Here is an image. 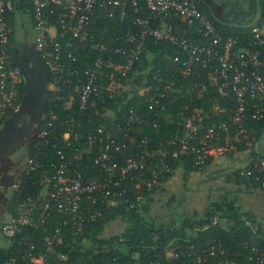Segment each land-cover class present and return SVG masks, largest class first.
I'll list each match as a JSON object with an SVG mask.
<instances>
[{
  "label": "built area",
  "instance_id": "built-area-1",
  "mask_svg": "<svg viewBox=\"0 0 264 264\" xmlns=\"http://www.w3.org/2000/svg\"><path fill=\"white\" fill-rule=\"evenodd\" d=\"M17 11H21L22 20L28 17L39 31L35 41L53 75L49 83L51 99L62 103L71 115L61 125L74 124L61 139L51 142L55 124L45 123L34 153L6 187L12 188L13 203L5 208V220L0 222V249L17 243L26 228L46 232V251L38 253L36 244L22 236L26 264H51L49 255L65 244L68 236L70 245L79 247L87 225L101 217L103 206H113L126 196L124 183L129 179L140 184L136 172L149 170L157 162L165 170L168 157L189 160L202 168L212 159L236 151L239 145L252 144L256 128L248 121L264 115V74L258 67L264 21L246 27L247 40L243 41L240 35L225 36L219 31L195 0H0V123L21 104V73L14 62L15 43L11 39L15 20L14 26L10 24V15L15 16ZM115 27L118 29L113 30ZM108 29L113 30L112 37L106 35ZM152 40L168 41L173 46L172 59L181 68V80H188L198 67H205L221 94L233 92L232 116L205 123L209 117L206 111L183 114L179 121L182 133L158 145H153L149 137L134 143L119 140L106 133L105 123L87 134L76 130L77 123L80 126L82 122L72 114L84 115L90 102L102 96L103 89L111 100L132 89L129 76L134 73L136 77L143 65L144 49ZM90 57L92 62L88 63ZM154 78L165 81L162 71ZM199 86L203 84L197 82L190 89ZM158 89L149 98L154 107H160L165 97V92L158 93ZM225 111L215 109L212 114L219 116ZM116 113L115 108L104 104L99 116L114 122ZM134 119L131 111L130 122L118 128L128 134ZM239 175L263 181L264 185V155L252 170L246 167ZM154 178L146 182L149 189L157 182ZM219 222L218 217L212 219V223ZM245 247L246 260L264 264V251L247 244ZM70 251L67 248L58 253L60 259L66 260ZM207 252L214 256L216 252L225 253L226 247L215 241ZM195 259L191 264H201L199 255ZM218 264L234 263L226 260Z\"/></svg>",
  "mask_w": 264,
  "mask_h": 264
},
{
  "label": "trees",
  "instance_id": "trees-1",
  "mask_svg": "<svg viewBox=\"0 0 264 264\" xmlns=\"http://www.w3.org/2000/svg\"><path fill=\"white\" fill-rule=\"evenodd\" d=\"M195 1L199 4L201 10L212 20L216 28L225 36L240 35L243 41H246V26H250L253 23L260 24L264 21V0H223L225 2V9L233 7V3H236L237 7L238 5H242V12H240L241 10L237 12L239 15L238 19L243 18L245 14L248 15L245 20H238L239 22L235 23H228L227 19L215 14L205 0ZM220 3H222V0H217L219 6ZM218 9H221V7H218ZM14 20L15 16L13 14L10 15V24L13 26ZM117 29L118 27L113 28V30ZM113 30H106V35L112 37L114 34ZM14 36L15 32L11 37L13 44L15 43ZM105 41L106 43L110 42L108 39ZM110 44L113 43L111 42ZM261 50L262 55L258 67L264 74V45L261 47ZM13 56L15 65L19 67L16 49L13 51ZM172 56L173 46L168 41L158 43H155L153 40L150 41L144 49L143 65L137 71L136 77L134 73L129 76L132 82V90L122 93L116 100H111L109 99L108 91L103 89L102 96L90 102L89 108L84 115L72 114L77 121L82 122L80 126L77 123L75 129L87 134L92 129L105 123L107 124L106 133L114 134L119 140H133L132 143H134L142 137H149L153 145H158L167 139H174L182 133L179 121L183 114L192 115L196 110L206 111L209 117L205 123L232 116L235 104L233 92H229L227 95L221 94L218 86L210 81L209 70L205 67H198V70L188 80H181V68L173 62ZM42 61L44 63L43 59ZM87 62L91 63L92 57ZM44 65L49 72L51 81L53 75L48 66L45 63ZM137 67L139 66L137 65ZM159 71H162L165 75V81L162 83L154 78L155 74ZM172 82L174 84H171ZM197 82H201L203 87L199 86L198 88L190 89ZM149 86L152 88H148ZM158 87V93L165 92V97L161 99L160 104L166 107V115L170 114L172 116L173 121L171 123H168V119L160 109L162 106L154 107L149 100L152 93ZM142 89H144V97L142 98V102H140L138 98ZM19 90L20 100L22 101L24 97V79L21 75ZM133 90L135 94L132 96ZM129 95H131L130 99H128ZM51 98L52 96L50 95L47 107L42 115L37 117V130L31 142L30 154L34 153L37 136L48 121H53L55 124L54 135L50 137L51 142L61 139L64 131L72 128L74 125L70 122H67L68 124L64 126L61 125V122L69 120L71 115L63 109L62 103L52 101ZM103 99H105V102ZM104 104L117 110L114 122L109 119L100 118L99 112ZM119 107L121 110H118ZM223 108L226 110L225 113H221L219 116L212 114L215 109ZM131 111L135 113V119L132 121L133 130L126 134L125 131L118 127L122 126L123 128L130 122ZM248 122L255 125L256 132L253 135L259 138L264 132V115L259 120L250 119ZM244 147L245 145H239L238 149ZM259 158L250 164L248 169L252 170L259 163ZM181 163H185V177L188 175V171L200 169L197 166H193L189 160L178 161L172 157H168L167 168L162 171L159 180H169ZM21 169L17 171V174ZM135 176L139 180L137 183L140 184H136L128 179L123 186L126 196L120 199L115 206H103L101 217L96 222L87 225L85 229L86 233L92 234L93 242L98 247L91 250L83 247L81 242V245L76 248L70 245V236L65 237V244L57 246L56 252L49 255L51 264H79L80 261L83 264H191L197 255L201 258V264H218L226 260H230L234 264H252L245 258L248 252L245 247L246 244L256 246L259 250L264 251V230L262 228L256 229L251 223H247V219L254 221L252 213H243L227 194L221 195L219 199L212 201L203 215L198 212L187 215L182 228H150L145 224L146 217L144 214L150 211L152 188H148L145 180H153L155 175L153 169H149L136 172ZM237 177L247 183L253 184L254 187L264 188L263 181H252L239 174ZM140 195L147 196V202L141 203L143 211L141 213L139 210L140 201L138 200V196ZM126 198L129 201H126ZM131 203H134V206L131 207ZM11 204L9 202L4 207L8 209ZM119 215L129 221V227L123 233L110 238L98 237L106 221ZM214 217H218L220 222L212 223ZM245 217L247 219H244ZM223 219H226V221L222 222ZM151 222L154 224L155 220ZM23 235L28 236V240L36 244V253L46 251L44 241L46 232L42 229L26 228L22 235L17 238V243H14L9 248L0 249V264L27 263L23 255L26 247ZM215 241L217 245L221 243L226 247L225 253L216 252L214 256L209 255L207 251ZM67 248H71V251L67 259L62 261L58 253L66 252ZM170 249L178 257H168L167 252ZM136 252L139 254L138 259L133 257V254Z\"/></svg>",
  "mask_w": 264,
  "mask_h": 264
},
{
  "label": "crops",
  "instance_id": "crops-1",
  "mask_svg": "<svg viewBox=\"0 0 264 264\" xmlns=\"http://www.w3.org/2000/svg\"><path fill=\"white\" fill-rule=\"evenodd\" d=\"M19 12V15H21L22 17L21 11H17L15 14L16 28L14 32L16 34V37L18 32L17 23ZM262 155H264V132L259 138L253 136V142L250 146H245L242 149H237L229 155L214 158L206 166L198 170L187 172L188 175L191 173L193 174V176L195 174H202L203 177L201 179V183L200 181L198 183L190 182V185L184 186L186 183L183 181L175 182V174L185 179V163H181L180 166L173 172L171 178L167 181H163L159 190H165L166 184L170 185L173 183L172 187H175V189H172L171 191L172 193L170 200L174 201L176 200V197L178 200H180L181 198L185 199V192L186 189H188L189 195L187 196V198L189 199V201L196 200L197 206L201 207L199 208L200 210L198 213L202 215L209 208L212 201L219 199L221 195L227 194L229 198L235 202V205L242 210L243 213H252V215L254 216V221L247 219V217H245L244 219H247V221H249L256 229L262 228L264 230V188L254 187L253 184L247 183L246 181L237 177L240 170L248 167ZM199 177L201 178V176ZM180 183L181 186L179 185ZM5 196L7 197L6 193ZM150 196L152 197L151 194ZM143 197L141 199L142 201L143 199H145ZM140 198L141 195L140 197L138 196V199ZM190 198L192 200H190ZM115 205H117V203L113 204V206ZM167 210L168 209H164L162 211H151L148 215L149 218L146 217L145 224L152 229L162 227H166L169 229H179L182 228L184 219L189 213L188 211L192 209L187 208L186 211L181 213H178L180 209L175 212L173 211V209L168 211ZM154 220L155 223L153 224L151 221L154 222ZM128 227L129 221L119 215L106 221L103 230L98 235V237L110 238L114 235L123 233ZM86 235L87 236H85L82 240L83 247L89 249L91 248V250H94L96 247L93 242L92 234ZM91 244H93V246ZM133 257L138 259L139 254L136 252L133 254ZM79 264H83V262L80 261Z\"/></svg>",
  "mask_w": 264,
  "mask_h": 264
},
{
  "label": "flooded vegetation",
  "instance_id": "flooded-vegetation-1",
  "mask_svg": "<svg viewBox=\"0 0 264 264\" xmlns=\"http://www.w3.org/2000/svg\"><path fill=\"white\" fill-rule=\"evenodd\" d=\"M205 1L213 9L215 14L227 20L231 18L239 17L237 12L240 10H241L240 12H242L243 9L242 5H238L237 7L236 3H233V7H231L230 9H225V2H223V0L222 3H220V6L219 4H217V0H205ZM218 7L219 8L221 7V9H218ZM31 23L33 24V22ZM22 27L23 29L21 31L23 33V40H18L15 43V49L17 50L18 65L21 63L22 67L26 70L27 66H31L33 61L36 58H38L39 65L41 66L40 70L45 69V65H44L45 62L43 63L42 61L43 58L39 52L34 36H32L30 31L26 29V26L22 25ZM21 76L24 79L22 73ZM24 97H25V80H24ZM13 113L4 116L1 119V123H0V212L3 208L4 195H5V191L4 189H2V187L6 188L8 186V184L12 181L17 171L23 168L26 159L31 153V151L24 153L20 150L21 148L19 146L20 143H18L19 137L20 138L23 137L24 132H22L21 134L15 133L17 130H21V129L20 126H18L20 123L19 121L12 122ZM36 121H37L36 117L35 119L32 118L31 124L32 122H36ZM6 126L8 127V130L4 131Z\"/></svg>",
  "mask_w": 264,
  "mask_h": 264
},
{
  "label": "water",
  "instance_id": "water-1",
  "mask_svg": "<svg viewBox=\"0 0 264 264\" xmlns=\"http://www.w3.org/2000/svg\"><path fill=\"white\" fill-rule=\"evenodd\" d=\"M36 42V41H35ZM37 44V43H36ZM38 58H36L31 66H27L26 70L22 67V64H19V69L21 70L22 75L25 80V97L21 101L20 107L12 115V122H20L18 126L20 129L15 133L24 132L23 137H19L20 150L22 152H29L31 147V142L35 136L37 130V122H32V118L39 117L42 115L43 111L47 107L49 101V83L50 76L47 69H41L39 65ZM8 127L6 126L4 131H7ZM21 131V132H20ZM13 181V179H12ZM12 181L8 184L10 185ZM7 202V197L4 195V203L2 212L3 215L0 216V222L5 220V207L4 205Z\"/></svg>",
  "mask_w": 264,
  "mask_h": 264
},
{
  "label": "rangeland",
  "instance_id": "rangeland-1",
  "mask_svg": "<svg viewBox=\"0 0 264 264\" xmlns=\"http://www.w3.org/2000/svg\"><path fill=\"white\" fill-rule=\"evenodd\" d=\"M19 14H20V12L18 13V23H17L18 24L17 25V31L18 32H17V37H16V34L14 36L15 41L23 40V33L21 31L23 29L22 25L26 26V29L30 31L32 36H34V37L38 36V32L39 31L36 29V27L34 28L33 24L31 23L32 21L27 17L25 19V21L23 22L22 17ZM247 16L248 15L245 14V16L243 18H241V19L240 18L239 19L238 18L228 19V23H235V22H239L238 20H245L247 18ZM143 91H144V89L140 90V97L138 98L140 102H142V100H143L142 98L144 97ZM134 94H135V91L133 90L132 91V96ZM160 109L163 111L164 116H166V118L168 119V123H171L173 121V119H172V116L170 114L166 115V113H165L166 107L163 105V108L160 107ZM25 163H26V161H25ZM159 166L160 165H158V164H154V166L151 168V169H153V173L155 175L154 179H157V182L152 185V190H151L152 197L150 196L152 200L150 202V211H149V213L151 211H162L164 209H168V210H172L173 209L174 212L178 211V209H180L178 211V213H181V212L186 211L187 208L188 209H192V210L188 211L189 212L188 215L193 214L194 212H199V210H200L199 208H201V207L197 206L196 200L189 201V199L187 198V196L189 195L188 189H186V192H185L186 193L185 194V196H186L185 199L181 198L180 200H178L177 197H176V200H174V201L170 200L171 193H172L171 191H172V189H175V187H172L173 183L170 184V185L166 184V189L165 190L164 189H161V191L159 190V188L161 187V185L163 183L162 180H159L160 179L159 176L161 175L162 171H164L162 166H160L159 170L157 171ZM199 176H201V178ZM174 177H175V182H180V181L182 182L183 181V182L186 183L184 186H186V185H190V182H197L198 183L200 181V183H201V179H202L203 175L202 174H195L193 176V174L190 173L184 179V178H182L180 176H177L175 174ZM148 181L149 180H145V183L148 182ZM179 185L181 186V183ZM176 187H177V185H176ZM182 187H183V185H182ZM2 189H4V191H5L6 195H7V200L11 199L9 202L13 203V200H12V198H13L12 188L11 187H9V188H3L2 187ZM142 197H143V195H141V198L138 199V200L140 201L142 199ZM143 198H145V199H143V201L141 200L140 203H139L140 212L142 211V209H141L142 204L141 203L145 202L147 200V196H144ZM190 200H192V199L190 198ZM149 213H145L146 214V215L144 214L145 217L149 218V216H148ZM185 213H187V212H185ZM2 215H3V212L1 210L0 216H2ZM223 221H224V219L222 220V222ZM91 245L93 246V244H91ZM94 245H95L96 248L98 247V245H96L95 243H94ZM173 254L174 253H173V251L171 249L168 250V252H167L168 256H172ZM195 260H197V259H194V261Z\"/></svg>",
  "mask_w": 264,
  "mask_h": 264
}]
</instances>
